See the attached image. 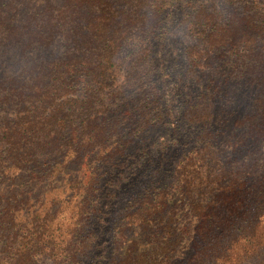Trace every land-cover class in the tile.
Instances as JSON below:
<instances>
[{
  "label": "trees",
  "instance_id": "16d2710c",
  "mask_svg": "<svg viewBox=\"0 0 264 264\" xmlns=\"http://www.w3.org/2000/svg\"><path fill=\"white\" fill-rule=\"evenodd\" d=\"M263 255L261 0H0V264Z\"/></svg>",
  "mask_w": 264,
  "mask_h": 264
},
{
  "label": "rangeland",
  "instance_id": "374dc122",
  "mask_svg": "<svg viewBox=\"0 0 264 264\" xmlns=\"http://www.w3.org/2000/svg\"><path fill=\"white\" fill-rule=\"evenodd\" d=\"M261 2L264 4V0H261ZM175 83H176V81H173L172 84H174V86H175ZM170 86H171V88L174 87L171 84H170ZM129 178H131V177H129ZM125 179H127V176L126 175H122L121 180H116L115 184L117 186H119V188H117L118 191L116 193V199L113 200L114 203L112 205V206H115L117 212L121 213V214H123V212L125 210L124 207H125L126 203L128 202V200L131 198V194H132L131 189H127V190L124 191V188H125L126 184L128 185V183H129V180H128V182H126ZM130 183H131V181H130ZM131 185H132V183H131ZM261 258H264V255L261 256L260 258H257V260H256V257H255L254 259L249 260L247 263H249V264H257L258 259H261ZM46 264H48V263H46ZM260 264H264V262H262Z\"/></svg>",
  "mask_w": 264,
  "mask_h": 264
}]
</instances>
